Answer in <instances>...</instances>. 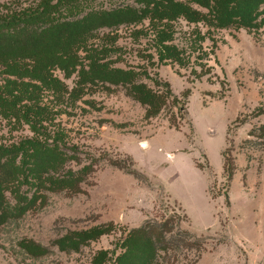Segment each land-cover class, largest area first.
<instances>
[{"label": "rangeland", "instance_id": "1", "mask_svg": "<svg viewBox=\"0 0 264 264\" xmlns=\"http://www.w3.org/2000/svg\"><path fill=\"white\" fill-rule=\"evenodd\" d=\"M120 2L137 5L100 0L107 8ZM38 3L0 0V16ZM158 29L146 20L104 28L91 40L106 48L105 60L140 71L141 81L161 94L156 116L122 86L85 81L71 96L80 70L89 69L84 50L83 64L70 73L53 67L65 90H43L39 103L54 110L50 128L77 147L78 159L68 166L88 172L81 192L47 191L0 225V264H114L130 230L165 220L199 239L201 250L183 248L161 264L197 256L194 264H264V24L216 29L174 20L165 44L178 53L162 59ZM13 78L0 69V84ZM35 79L25 81L41 85ZM36 103L21 97L17 106L24 113ZM31 111L29 121L0 112V145L33 135L29 124L38 113ZM7 196L16 202L15 194ZM95 228L110 232L78 249L60 246ZM104 250L111 251L105 261Z\"/></svg>", "mask_w": 264, "mask_h": 264}, {"label": "trees", "instance_id": "2", "mask_svg": "<svg viewBox=\"0 0 264 264\" xmlns=\"http://www.w3.org/2000/svg\"><path fill=\"white\" fill-rule=\"evenodd\" d=\"M134 1L137 5L120 2L107 8L100 0H39L35 8L0 16V69L15 77L8 79L6 85L0 84V112L27 121L30 120L29 110L38 113L29 124L33 135L0 145V225L17 219L34 199L44 198L47 191L79 193L83 190L80 184L89 167L78 170L68 166L70 159H78L77 147L61 130L50 128L48 117L54 110L39 103L43 99V90L54 95L55 91L65 90V84L52 73L53 67L70 73L83 64L80 52L84 50L89 69L80 70L71 96L83 90L80 84L85 81L102 82L126 87L129 94L147 106L150 117L162 109L161 94L141 81L140 71L113 65L104 58L106 48L93 47L91 40L102 29L132 26L149 20L150 24L159 27L157 41L161 44L162 59L166 53L172 56L178 53L175 45L165 44L171 37L168 26L174 20L184 19L216 29L257 28L264 24V0ZM143 73H147L146 70ZM27 77L38 79L41 85L25 81ZM21 97L36 98V107L27 105L28 111L22 113L17 106ZM259 130L264 135V125ZM8 191L15 194L14 204L9 201ZM28 191L32 192L31 196ZM170 221H147L130 230L123 238V251L116 256L114 264H161V259L176 256L183 248L201 250L199 239L175 231ZM100 229L74 233L62 239L60 246L78 249L84 241L110 232L108 228ZM110 252H101L104 261L111 258ZM198 258L188 264L196 263Z\"/></svg>", "mask_w": 264, "mask_h": 264}]
</instances>
